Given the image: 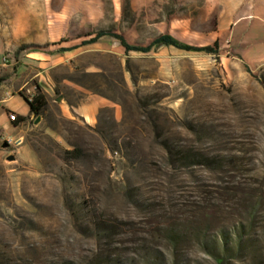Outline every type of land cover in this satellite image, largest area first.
Returning a JSON list of instances; mask_svg holds the SVG:
<instances>
[{
  "label": "rangeland",
  "instance_id": "rangeland-1",
  "mask_svg": "<svg viewBox=\"0 0 264 264\" xmlns=\"http://www.w3.org/2000/svg\"><path fill=\"white\" fill-rule=\"evenodd\" d=\"M100 31L209 49L83 45ZM240 40L264 55V0H0L9 106L49 102L0 141V264H264V61ZM90 98L92 127L59 107Z\"/></svg>",
  "mask_w": 264,
  "mask_h": 264
},
{
  "label": "crops",
  "instance_id": "crops-1",
  "mask_svg": "<svg viewBox=\"0 0 264 264\" xmlns=\"http://www.w3.org/2000/svg\"><path fill=\"white\" fill-rule=\"evenodd\" d=\"M251 22H247V24ZM230 46L234 50L238 51V54L241 56L242 60L249 66L264 61V55L262 56L257 55V52L263 47L259 43H255L252 46V48L251 47L246 48L244 47V43L242 42V40H240L239 43L235 45L233 41H231ZM2 89L3 88L0 87V141L3 138L9 136L19 137L18 130L20 126L10 120L11 113L17 114V116L25 117V118H29V114H30L29 106L25 102V100L24 102L26 105V113L24 115H21L19 113V110H21V108L10 107L9 103L11 102L12 97L14 96V94H18V93L16 92L14 93L10 90L3 91ZM103 105L104 104L102 101L96 100L95 98H90V100H88L86 103H82L78 106L69 105L66 110L63 104H60L59 107L64 115H66L65 114L66 112L77 115L85 124L92 127L94 123L97 121L99 109L103 107Z\"/></svg>",
  "mask_w": 264,
  "mask_h": 264
},
{
  "label": "trees",
  "instance_id": "trees-1",
  "mask_svg": "<svg viewBox=\"0 0 264 264\" xmlns=\"http://www.w3.org/2000/svg\"><path fill=\"white\" fill-rule=\"evenodd\" d=\"M112 37L116 40H118L121 44V46L126 50V52H140V53H148L152 50V48L154 46H171V47H175L179 50H183V51H188V52H205L208 51L209 48L203 47V48H198V47H193V46H189L186 45L184 43H181L178 39H176L175 37L171 36V35H162L160 37H158L153 44H151L148 47H139V46H134L131 45L127 42V40L123 37L120 36L118 34H115L113 32H108V31H100L95 38L91 39L90 41L84 42L83 45H92L97 43L101 38L103 37ZM65 51H69V50H65ZM38 93L37 95L32 99L29 100L28 98H26L25 96L21 95V97L25 100V102L28 104L29 109H30V116H41L43 114H45L48 109H49V102L47 99L46 94L42 93L39 88H37ZM19 122H24L26 121L28 118L25 117H20L18 116ZM82 151L81 150H73V151H67L66 154L67 155H75L76 158L80 157ZM181 159L183 161H186L188 163L189 166L192 165H206V166H211L213 165V163H215L213 161V159L208 158L206 156H204L203 154H194L191 152H189L188 154H183L181 156Z\"/></svg>",
  "mask_w": 264,
  "mask_h": 264
},
{
  "label": "built area",
  "instance_id": "built-area-1",
  "mask_svg": "<svg viewBox=\"0 0 264 264\" xmlns=\"http://www.w3.org/2000/svg\"><path fill=\"white\" fill-rule=\"evenodd\" d=\"M4 63H3V66H5V63L7 60L4 59ZM10 120L14 123H17L19 121V118L17 116V114H13L11 113L10 114ZM24 143V138L23 137H13V136H9V137H6V138H3L2 140V144H6L8 146V148L10 147H19L21 146L22 144Z\"/></svg>",
  "mask_w": 264,
  "mask_h": 264
},
{
  "label": "water",
  "instance_id": "water-1",
  "mask_svg": "<svg viewBox=\"0 0 264 264\" xmlns=\"http://www.w3.org/2000/svg\"><path fill=\"white\" fill-rule=\"evenodd\" d=\"M62 101H63V98H62V97H59V98H57V100H56V102H58V103H61ZM41 120H42V118H41L40 116H38V117L36 118V120L34 121V124H35V125L40 124ZM2 148H3V149H6V148H8V146H7L6 144H4V145L2 146ZM8 160H10V161H14V160H16V158H15L14 156H10V157L8 158Z\"/></svg>",
  "mask_w": 264,
  "mask_h": 264
}]
</instances>
